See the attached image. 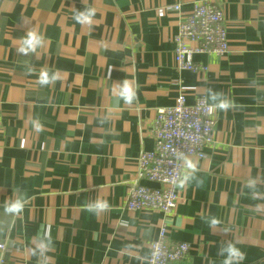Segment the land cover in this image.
<instances>
[{
    "label": "crops",
    "instance_id": "obj_1",
    "mask_svg": "<svg viewBox=\"0 0 264 264\" xmlns=\"http://www.w3.org/2000/svg\"><path fill=\"white\" fill-rule=\"evenodd\" d=\"M196 1L0 0V205L24 201L16 215L0 207V264H146L160 229L189 245L173 264H223L229 242L240 264H264V0H205L223 12L228 51L195 54L206 71L194 73L176 67L173 38ZM175 4L180 13L164 10ZM83 8L95 10L91 27L73 19ZM32 29L43 44L21 55ZM42 68L57 79L41 86ZM124 79L131 104L115 94ZM210 93L231 106L214 111L212 144L190 158L197 170L174 212L127 211L156 111L180 94L210 104ZM96 200L109 209L86 211ZM45 229L52 246L41 255Z\"/></svg>",
    "mask_w": 264,
    "mask_h": 264
},
{
    "label": "built area",
    "instance_id": "obj_2",
    "mask_svg": "<svg viewBox=\"0 0 264 264\" xmlns=\"http://www.w3.org/2000/svg\"><path fill=\"white\" fill-rule=\"evenodd\" d=\"M167 12L180 13V5L167 6ZM174 62L180 70L205 72L206 67L193 61L195 54L223 56L228 51L225 21L221 8L210 1H196L190 11L180 18L178 32L173 38ZM205 97L187 105L180 94L173 107L156 111L153 122V149L142 152L137 160L136 180L126 197L127 211L149 209L171 215L178 203L177 181L182 164L177 155L203 158L204 149L212 144L213 114L207 112ZM153 183L151 187L143 182ZM4 245L0 249L4 250ZM189 245L171 241L166 230L150 245L146 264H173L185 259Z\"/></svg>",
    "mask_w": 264,
    "mask_h": 264
},
{
    "label": "clouds",
    "instance_id": "obj_3",
    "mask_svg": "<svg viewBox=\"0 0 264 264\" xmlns=\"http://www.w3.org/2000/svg\"><path fill=\"white\" fill-rule=\"evenodd\" d=\"M95 16V10L92 8H83L76 10L73 14V19L81 24L91 27L93 23V17ZM44 37L41 33L35 29L29 30L26 34L19 38L17 52L21 55L28 56L35 54L37 49L42 46ZM31 73L34 71L31 67L28 68ZM110 75V73H109ZM57 79L56 73H50L47 69L42 68L38 72V83L41 86L48 85L52 81ZM116 96L118 99L123 100L127 104H131L136 99L135 91L127 79L122 80L115 84ZM209 99L211 101L207 106V112L212 115L216 109H227L231 106L230 101L222 99L218 94L210 93ZM36 131H40L41 127L38 122L35 123ZM177 159L181 161L182 169L179 179L177 181L179 186L190 182L194 179V174L197 170L196 163L192 161L188 156L180 153L177 155ZM254 181H249L248 184L251 187L254 185ZM5 214L16 215L22 212L24 207V201L21 197L15 199H5L0 205ZM109 204L105 200H96L85 205V210L92 213H98L100 211H106L109 209ZM210 225L216 226L219 224V220L216 218L210 219ZM37 249L41 255L45 251L51 248L52 242L48 236V230L45 229L43 235L37 240ZM220 254L224 257L223 264H240L244 259V254L235 247L234 244L229 242L221 250Z\"/></svg>",
    "mask_w": 264,
    "mask_h": 264
}]
</instances>
